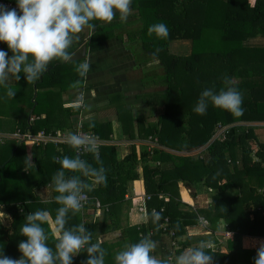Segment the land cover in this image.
<instances>
[{
    "label": "trees",
    "instance_id": "1",
    "mask_svg": "<svg viewBox=\"0 0 264 264\" xmlns=\"http://www.w3.org/2000/svg\"><path fill=\"white\" fill-rule=\"evenodd\" d=\"M131 11L140 24L137 29L122 32L127 24L117 12L105 25L104 21L93 20L94 32L85 26L87 41L84 34L67 51L71 55L85 44L86 53H93L106 39L125 34L126 44L139 63L158 60L155 67L162 74L157 75V81L164 90L151 100L159 106L155 121L137 120L135 134L136 125L130 115L129 122L119 116L125 138L149 137L158 147L147 149L143 145L137 155L132 146L130 153L120 158L116 146H100L106 182L96 184L91 177H81L91 185L85 190L88 201L75 214L68 213L65 227L71 229L83 223L93 243L99 235L120 231L117 239L101 242L105 264H114L116 252L146 234L158 242L153 254L159 259L174 258L204 240L212 242V247L205 249L212 254L211 264H254L257 249L248 248L244 242L256 238L264 244V141L260 137L264 135V43L250 40L264 39V0H132ZM157 22L168 26L166 38L148 32L149 26ZM178 41L188 43L187 55L172 51L176 45L173 42ZM0 49L12 54L4 43H0ZM83 61L53 59L34 82H27L23 73L19 80L10 76L16 81L10 86L16 95L7 97V86H0V105L5 102L4 93L9 102H27L29 111L14 113V122L0 121V130L11 125L12 134L38 136L41 132L47 135L70 129L72 118L81 109L64 108L60 92L67 85L75 92L81 91L84 77L79 76L76 67ZM224 76L231 77L242 93L243 114L237 117L211 105L203 115L193 112L201 90L219 89ZM77 80L81 83L73 86ZM56 87L60 90L55 91ZM3 111L0 108V113ZM29 115L35 117L30 123ZM111 126V122H81L85 132L102 140L110 139ZM222 127L226 129L216 135ZM4 143L0 146V206L7 210L11 224H0V252L18 259L22 255L18 243L26 239L19 231L25 216L47 209L54 219L60 204L54 199L57 193L51 177L60 168V157L77 153L68 144L38 143L26 138L14 137ZM197 149L200 152L192 154ZM79 155L98 166L92 153ZM29 158L31 165L25 163ZM137 180L143 182L146 222L130 226L125 215L130 206L127 186ZM42 187L50 188L51 201H42L36 194ZM197 190L208 194V201L201 207L193 204ZM96 201L100 202L98 209ZM153 210L161 213L156 224L151 220ZM43 227L48 233L47 243L54 249L57 238L46 224ZM226 233L231 235L227 237ZM87 256L81 249L73 256L72 264H85Z\"/></svg>",
    "mask_w": 264,
    "mask_h": 264
},
{
    "label": "clouds",
    "instance_id": "2",
    "mask_svg": "<svg viewBox=\"0 0 264 264\" xmlns=\"http://www.w3.org/2000/svg\"><path fill=\"white\" fill-rule=\"evenodd\" d=\"M131 4L132 0H16L17 8L6 9L0 5V43L6 44L12 53L9 55L8 51L0 49V86H6L10 76L19 80L21 73L27 82L36 81L53 59L66 61L71 58L67 49L85 26L94 27L93 20L111 22L117 12L121 20H126ZM148 32L166 38L169 29L165 23L157 22L149 26ZM89 69V60L76 67L80 77H85ZM80 83L77 80L73 86ZM5 94L12 98L16 91L7 87ZM242 102V93L233 79L224 76L219 89L206 87L201 90L192 111L203 115L211 105L238 117L244 112ZM66 143L77 154L60 157V168L51 177L57 193L54 199L60 204L53 219L58 236L54 249L48 245V233L43 227L49 220V211L38 209L27 213L20 226V234L26 237L18 243L21 257L13 259L0 252V264H72L73 256L81 249L88 254L85 264H105L101 242H91V233L83 223L71 229L65 227L68 213L75 214L82 207L85 190L91 189L81 177H91L96 184L106 182L98 144L93 135L71 131L66 135ZM80 152L92 153L98 166L82 159ZM25 163L33 164L30 158ZM65 170L73 174L69 175ZM77 172L79 175L74 174ZM160 219L161 213L153 210L152 223L156 224ZM157 243L146 234L138 242L116 252L114 264H211L212 254L205 250L212 247L211 241L201 240L197 246L165 259L153 254ZM254 264H264V244L258 247Z\"/></svg>",
    "mask_w": 264,
    "mask_h": 264
},
{
    "label": "crops",
    "instance_id": "3",
    "mask_svg": "<svg viewBox=\"0 0 264 264\" xmlns=\"http://www.w3.org/2000/svg\"><path fill=\"white\" fill-rule=\"evenodd\" d=\"M134 13V11H130L127 19L124 20V24H127L125 25L126 30L129 27L137 29L140 25L136 23L137 19L134 18ZM105 24H107V22H105L104 25ZM123 31L125 30H122V32ZM84 34L86 36L85 41H87L89 33L88 29L84 27L81 32L76 34L77 38L73 39L72 44ZM116 36L106 39L101 49L93 53H86V58L84 60H89L90 69L84 77L81 91L75 92L70 85H67L68 87L65 88L63 93L62 91L60 92V99L63 102L62 105L64 108L80 107L81 109V111L72 118L71 128L64 132L68 133L72 129L74 130L79 122H98L99 124L111 122L113 133L110 139L104 140V142L105 145L116 146L118 156L123 158L130 153L132 146H134L137 155H139L141 146L143 145L146 146L147 149L158 147L155 141L150 140L149 137L147 140H141L137 137L130 140L125 138L126 136L123 134L122 122L119 121V116H122L125 122H129L130 115L132 123H135V125L137 120H141V117H144L148 122L155 121L159 106L154 108L155 102H151V100L161 89V86L158 85L157 75H161L162 70L155 67L158 63L157 59L148 60V62L144 64L139 63V58H136L137 56L130 51L126 44V35L123 34L120 38ZM72 44L69 48H73ZM185 49L186 53L184 55H187L188 48L185 47ZM175 53L180 55L177 51ZM15 82L16 81L10 77L6 82V86L10 87L14 85ZM54 90L59 91L60 88L56 87ZM79 95L81 97H79ZM18 106L19 112L21 113V110L26 113L29 111L27 103L19 104ZM6 107V103L0 105V108L4 109L3 113H0V121H16L17 119H8L6 116ZM34 118V116L29 115L27 122H32ZM133 132H135V134L137 133V125L136 127L134 126ZM7 139H14L13 134H7L5 130H0V146L4 145ZM127 188L126 197L130 199V206L125 214L127 216L126 222L130 226L145 223V193L142 180L128 183ZM35 192L42 201L47 202L52 200L49 187H42ZM207 201L208 194L203 190L201 192L197 190V197L193 201L194 206L201 207ZM97 212L98 211H96L95 214ZM0 224L3 227H9L11 224V218L3 206H0ZM45 224L49 228L51 235L54 238H58L55 232L53 218L50 214L49 220ZM120 235V231L99 235L96 238V242L113 241ZM251 241L254 242L253 246ZM261 244H263L261 239H247L248 248L253 247L254 249H258Z\"/></svg>",
    "mask_w": 264,
    "mask_h": 264
},
{
    "label": "built area",
    "instance_id": "4",
    "mask_svg": "<svg viewBox=\"0 0 264 264\" xmlns=\"http://www.w3.org/2000/svg\"><path fill=\"white\" fill-rule=\"evenodd\" d=\"M0 5H3L6 9H12V8H17L16 2H12L11 0H0ZM79 97H81L79 95ZM81 103V102H78ZM76 128H74V130L72 132H79L81 134H89V135H93L96 138L97 144H98V149L100 146L105 145L104 140H102L100 137H98L97 135L91 133V132H85L82 128H81V123H77V125L75 126ZM223 131H220L219 134H221ZM66 135L67 132H62V131H54V133L52 134H47L45 135L44 132H41L38 136H30L28 134H13V136L15 138H19V139H28L31 140L32 142H42V143H46V142H52L53 144H67L66 143ZM76 152V151H75ZM84 152H80L79 154H83ZM147 198V197H146ZM88 201V197L85 194L84 195V199L82 200V207L86 205ZM95 207L98 209L100 207V202L96 201L95 202ZM206 224V223H205ZM231 234L230 233H226L225 236L229 237ZM262 240V239H261Z\"/></svg>",
    "mask_w": 264,
    "mask_h": 264
},
{
    "label": "rangeland",
    "instance_id": "5",
    "mask_svg": "<svg viewBox=\"0 0 264 264\" xmlns=\"http://www.w3.org/2000/svg\"><path fill=\"white\" fill-rule=\"evenodd\" d=\"M93 28V27H92ZM130 28H132V27H129L128 29H127V32L126 33H129V31L131 32L132 30H133V28L132 29H130ZM91 31L93 32V30L91 29ZM111 31H113V29H111ZM125 31H126V29H125ZM129 37H132V36H129ZM139 39H138V37L136 36L135 37V41H138ZM261 42V43H264V39H251L250 40V42L251 43H254V42ZM173 43H176V45H175V47H173ZM172 44H170L171 45V47H173L174 48V50H172L173 52H176L177 51V53H179L180 55H184L185 53H186V49H185V47H187L188 48V51L190 50V48H189V45H188V43H186V42H182V41H178V42H173ZM184 47V48H183ZM58 60H61V59H59L58 58ZM158 89H160V88H158ZM164 90V86H161V89L159 90V91H163ZM2 98L4 99V103H6V105H7V107L5 108V110L7 111V117H8V119L9 120H13L15 117H16V114H14V113H16V112H18L19 113V107H18V105L19 104H24L25 102H18V100H16V99H14V100H12L11 102H9V98H7L6 97V95L3 93L2 94ZM27 103V102H26ZM158 105H157V103L155 102V107L154 108H156ZM17 107H18V109H17ZM151 109V108H150ZM159 110V109H158ZM153 111V110H152ZM146 118V117H145ZM141 122H148V121H146L145 119H144V117H141ZM259 124H262V123H259ZM242 125H254V126H257V123H251V124H249V123H246V122H243L242 123ZM11 125L9 126V127H7L6 128V132H7V134L8 133H10V131H11ZM219 130H217V132H216V135H218L219 133H220V131H223V130H225L226 128L225 127H222V128H218ZM261 137V140L262 141H264V135H261L260 136ZM200 152V149H197V150H195L192 154H196V153H199ZM181 154V153H180ZM181 155H183V154H181ZM223 242H225V241H223ZM251 243H252V246L254 245V242L253 241H251ZM244 245L245 246H247V240H245V242H244ZM251 249H254L253 247L251 248Z\"/></svg>",
    "mask_w": 264,
    "mask_h": 264
},
{
    "label": "water",
    "instance_id": "6",
    "mask_svg": "<svg viewBox=\"0 0 264 264\" xmlns=\"http://www.w3.org/2000/svg\"><path fill=\"white\" fill-rule=\"evenodd\" d=\"M96 27L94 26L92 28L93 32L95 31ZM86 50L87 47L85 44H83L81 47H79L70 57L68 61H77L82 60L86 58Z\"/></svg>",
    "mask_w": 264,
    "mask_h": 264
}]
</instances>
